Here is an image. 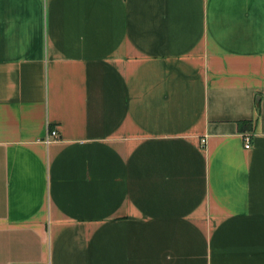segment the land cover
I'll list each match as a JSON object with an SVG mask.
<instances>
[{"label": "crops", "instance_id": "crops-1", "mask_svg": "<svg viewBox=\"0 0 264 264\" xmlns=\"http://www.w3.org/2000/svg\"><path fill=\"white\" fill-rule=\"evenodd\" d=\"M0 264H264V0H0Z\"/></svg>", "mask_w": 264, "mask_h": 264}, {"label": "built area", "instance_id": "built-area-1", "mask_svg": "<svg viewBox=\"0 0 264 264\" xmlns=\"http://www.w3.org/2000/svg\"><path fill=\"white\" fill-rule=\"evenodd\" d=\"M59 137L58 133L54 130H49V135L46 138V143H50L51 141L57 139ZM245 144V148L249 149L250 148V142L249 139L247 138ZM203 143L205 144V140H203Z\"/></svg>", "mask_w": 264, "mask_h": 264}]
</instances>
